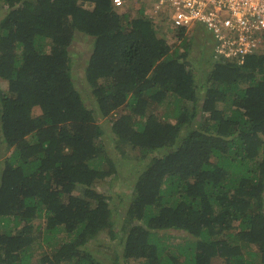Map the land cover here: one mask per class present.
Here are the masks:
<instances>
[{
	"label": "trees",
	"instance_id": "1",
	"mask_svg": "<svg viewBox=\"0 0 264 264\" xmlns=\"http://www.w3.org/2000/svg\"><path fill=\"white\" fill-rule=\"evenodd\" d=\"M143 11L0 0V264H104L100 232L117 262L264 264V48L238 64L211 44L199 74L185 29L169 43ZM105 134L142 157L124 213L93 186L116 172Z\"/></svg>",
	"mask_w": 264,
	"mask_h": 264
},
{
	"label": "built area",
	"instance_id": "2",
	"mask_svg": "<svg viewBox=\"0 0 264 264\" xmlns=\"http://www.w3.org/2000/svg\"><path fill=\"white\" fill-rule=\"evenodd\" d=\"M143 7L164 30L207 31L213 56L242 64L246 53L264 48V0H111L115 10Z\"/></svg>",
	"mask_w": 264,
	"mask_h": 264
},
{
	"label": "rangeland",
	"instance_id": "3",
	"mask_svg": "<svg viewBox=\"0 0 264 264\" xmlns=\"http://www.w3.org/2000/svg\"><path fill=\"white\" fill-rule=\"evenodd\" d=\"M126 8L124 10H117L119 12L125 11V9L128 8V2H126ZM87 6V5H86ZM88 7H90L88 5ZM130 13L132 15L136 14V9L134 7H130ZM154 23V22H153ZM157 32L162 36L168 39L169 43L172 41H176L174 35L171 32H168L167 30H164L162 26H160L159 29H157ZM188 41V61L191 67L201 74L202 69H206L208 67L209 59H210V45L212 44V37L207 31H203L202 29L199 30H190L188 33H186ZM89 38L85 36L84 39L77 38L74 41L72 50L74 54H72V62L74 63L73 69L71 70L73 76L78 80L79 82L82 80L83 77V66L87 59V53L90 52V44L87 43ZM212 58V57H211ZM213 59V58H212ZM78 82V81H77ZM0 87L2 89L6 88V82L0 79ZM202 92V91H201ZM157 112H161L165 109L164 104H159V106L156 108ZM39 109L35 107L33 109V114H38ZM109 135L105 134L104 144L106 146L107 152L110 157H112V160L116 167V172H112L108 175H106L104 178L96 179L95 184L93 186L96 188V190L100 193H103L104 195L108 196L107 201L111 203L112 207H116V204L120 203V200L123 201V205L118 208V210L121 213H124L125 208L127 206L128 200L130 197H132L134 193V186L133 183L135 182L136 177L141 172V159L140 154L135 149H130L129 147L126 149L125 153L123 155H120L117 149L114 146V142L108 140ZM143 161V160H142ZM98 162V161H95ZM104 165V163H103ZM104 170H107L106 167L102 166ZM117 209V208H115ZM118 222V223H117ZM116 224L114 225L116 229L121 228V219H118ZM173 232V234H183L179 231H169ZM119 234L121 237L122 231L119 230ZM117 239H110L108 238V235L106 232H100L97 236V238L89 240L87 243H85L84 247L86 250H88L93 255H96V257L99 259V261H102L104 264H145L143 262L142 258H130L129 260H121L115 261L114 260V250L117 251L120 248H116L117 245ZM46 246V245H45ZM47 247V246H46ZM41 249V247H39ZM38 248V250H39ZM37 250V251H38ZM42 250V249H41ZM40 252V251H39ZM245 252V250H244ZM36 256L32 259L33 263L36 261Z\"/></svg>",
	"mask_w": 264,
	"mask_h": 264
},
{
	"label": "crops",
	"instance_id": "4",
	"mask_svg": "<svg viewBox=\"0 0 264 264\" xmlns=\"http://www.w3.org/2000/svg\"><path fill=\"white\" fill-rule=\"evenodd\" d=\"M139 9V8H138ZM141 9H143V7H141Z\"/></svg>",
	"mask_w": 264,
	"mask_h": 264
},
{
	"label": "clouds",
	"instance_id": "5",
	"mask_svg": "<svg viewBox=\"0 0 264 264\" xmlns=\"http://www.w3.org/2000/svg\"><path fill=\"white\" fill-rule=\"evenodd\" d=\"M207 33H209V32H207ZM210 34V33H209Z\"/></svg>",
	"mask_w": 264,
	"mask_h": 264
}]
</instances>
